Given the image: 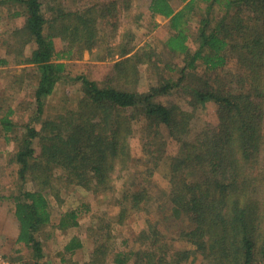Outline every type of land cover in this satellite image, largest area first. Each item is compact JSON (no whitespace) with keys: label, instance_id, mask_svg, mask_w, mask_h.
<instances>
[{"label":"trees","instance_id":"trees-1","mask_svg":"<svg viewBox=\"0 0 264 264\" xmlns=\"http://www.w3.org/2000/svg\"><path fill=\"white\" fill-rule=\"evenodd\" d=\"M134 1L0 0L12 21L0 31V74L10 75L0 92V138L14 143L7 154L17 165V186H0V200L11 203L16 242L31 253V264H48L45 227L78 225L75 208L52 222L50 198L61 201L55 180L63 178L93 194L110 192L116 207L97 218L88 260L70 264H190L198 257L201 264H264V0H180L178 6L145 0L152 16L167 18L166 60L154 47L134 50L128 26ZM101 34L108 37L112 73L104 83L85 72L72 76L68 61L92 50ZM144 64L154 81L138 89ZM26 75L35 109L20 123L5 94L20 90ZM65 80L79 84L75 105L66 99L46 113L48 97ZM174 93L182 103L169 97ZM208 103L216 123L193 131ZM136 120L145 123V154L133 164ZM163 129L180 148L169 160L165 187L153 179L165 154ZM164 204L169 217L185 223L170 229L163 216L150 215L133 245L115 244L112 223ZM80 246L72 236L64 247Z\"/></svg>","mask_w":264,"mask_h":264},{"label":"rangeland","instance_id":"rangeland-1","mask_svg":"<svg viewBox=\"0 0 264 264\" xmlns=\"http://www.w3.org/2000/svg\"><path fill=\"white\" fill-rule=\"evenodd\" d=\"M145 0H135L133 3V10L131 12V18H129L128 26L131 31L134 32L133 45L134 50L141 47H154L157 52H160L162 59L166 60L168 54L163 48V41L167 38L168 31L166 29L167 18L161 15L152 16L145 7ZM173 5H180V0H172ZM67 5L72 6L73 0H67ZM202 6V4L200 3ZM142 10V14L138 20L134 19L138 11ZM7 17V7L0 6V31H2L7 24L12 21ZM122 20L121 28L127 23L126 18L120 17ZM196 20L191 22V28L195 27ZM104 33V32H103ZM104 35V36H103ZM2 41H0V52L2 51ZM109 41L105 34L98 36V40L92 50H84L82 58H76L69 60L67 69L73 75L85 72L89 77L98 80L100 83H104L105 79L113 71V59L109 56ZM111 48V47H110ZM178 58L175 57L174 60ZM22 65H19L20 67ZM153 70H147L146 65L140 66L139 84L138 89H146L149 84L153 83L154 77L151 75ZM199 72V71H198ZM10 75L0 74V92L3 91V86L8 84ZM26 82L20 90H10L7 95L8 99L14 104L16 103V119L20 123L25 122L34 111V98L32 96V90L30 88L29 78L25 77ZM0 93V94H1ZM80 95L79 84L75 81L65 80L59 82L53 93L48 97V103L46 106V113L53 114L59 110V107L64 100H69L64 103L68 106L75 105L76 100ZM179 103L183 102L182 96L174 93L169 96ZM199 109V113L193 119V131H196L202 126V123L208 122L209 124H215L217 121L215 115V105L208 103L204 110ZM144 121L136 120L133 124V134L130 138L131 146V162L138 164L139 160L144 158V146H143V129ZM162 134L166 138L165 154L159 161L158 166L153 173V179H155L160 185H168V168L169 160L171 156L178 155L180 152L179 143L168 136L167 130L163 129ZM14 143L12 141H5L0 138V186L5 188H11V186H17V175L15 170L17 165L9 163L8 151H12ZM55 183L60 187L59 197L61 201L56 198H50V209L52 213L53 223H56V217L67 210L68 208H75L78 213V225L62 229L57 225H47L46 231L42 232L41 238L43 241V261L48 264H70L75 261L78 263L88 260L89 253L94 247L95 237L97 230L94 226L98 223V217L102 214L111 215L116 211L111 195L109 193H97L84 189L83 187L68 183L66 180L56 179ZM121 181H117L116 185H120ZM27 188H32V181L28 180L25 184ZM163 202V201H162ZM168 205V204H167ZM164 207L155 209L154 205H151L148 212L137 213L129 218L124 223H112L113 231L115 232V244H122L123 239H127L128 242H124V245L129 246L134 244V235L137 230L145 226V218L150 215L157 214L160 219L163 216V221L169 226L170 229H175L185 223V220L181 218L169 217L170 209ZM166 206V207H165ZM18 233V222L11 210L10 201L4 199L0 200V264H31L33 258L31 253L23 247L22 243L16 242V236ZM72 236H77L80 239L81 246L75 248L72 251L65 249V244ZM15 255L21 257L16 260H12ZM202 260L198 257L190 264H201ZM105 264H113L111 259L107 260Z\"/></svg>","mask_w":264,"mask_h":264}]
</instances>
